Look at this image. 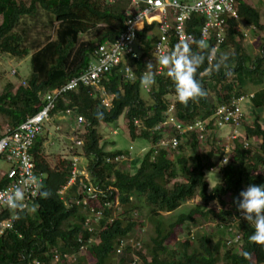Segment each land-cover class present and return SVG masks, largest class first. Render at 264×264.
I'll list each match as a JSON object with an SVG mask.
<instances>
[{
    "label": "trees",
    "instance_id": "16d2710c",
    "mask_svg": "<svg viewBox=\"0 0 264 264\" xmlns=\"http://www.w3.org/2000/svg\"><path fill=\"white\" fill-rule=\"evenodd\" d=\"M127 5L128 0H0V54L27 56L30 49L24 44L23 35L15 30L16 26L23 17H37L39 8L52 16L50 33L46 34L44 42L31 43V72L23 81L25 84L15 86L7 81L2 87L0 116L5 120V127L15 128L39 112L45 93L65 85L89 65L97 43L117 40L132 12L128 13ZM237 13L238 20H229L225 41L212 63L206 58L198 71L213 67L229 45L233 46L234 53L227 56L219 71L213 67L211 73L203 77L201 83L207 95L197 102L180 103L167 73L156 75L155 85L144 89L151 99L149 102L141 95V77L147 69L144 58L150 56L151 40L147 39V32L155 30V25L145 22L137 32L145 49L141 58L134 60L133 78L124 75L123 64H120L101 79L100 86L106 95L113 97L111 107H106L97 95L94 96L97 89L92 86L81 85L57 98L51 115L57 117L69 109L71 115L84 119L81 125H85L87 131L84 135L74 134L83 137L80 149L88 158L86 170L90 180L77 176L62 198L60 191L70 176L71 160L59 154V159L51 165L44 147L48 133L41 132L30 153L36 170L45 174L39 183L42 187L38 186L35 204L19 213L15 230L0 238V264H58L59 261L53 262L56 252L61 264H110V257L115 259L111 264L139 261V264H264V245L250 241L254 225L243 219L236 203L240 192L249 185H264V172H260L264 166V122L260 123V115L255 110L261 108L264 115V36L259 54L252 57L237 43L240 34L236 27L241 22L264 32V25L260 24L258 10L247 0H237ZM201 25L202 18L193 16L187 31L194 36L192 51H201L207 57L214 40L206 41V50L197 47ZM24 31H28V26ZM89 31L93 32L92 38L81 41L80 37ZM245 82L251 85L244 87ZM245 93L256 114L252 124L243 125L242 122L243 128L234 141L229 161L220 170L221 181L209 190L206 170L215 166V155L221 156V143L214 138L212 149L202 153L199 146L203 140L196 131H190L176 149L163 148L159 141L170 131L161 125L170 102L168 96H176L173 114L177 120L185 122L205 119L219 103ZM123 114L130 137L133 140L145 138L151 144L135 173L131 172V167H123L127 165L126 160L106 161L117 155L129 157V151H106L99 144L97 126L101 122L113 123ZM2 130L0 124V132ZM254 137L261 140L259 145L251 144ZM245 141H248L247 146ZM168 150L176 153L174 160L169 158ZM181 176L184 180H178ZM6 182L3 179L0 186ZM80 183L84 184L83 192L77 191ZM87 183L95 190L87 196L84 209L74 204L66 206L65 200L86 197ZM45 191L50 195L43 196ZM195 196L199 197V204L163 225L161 213H172ZM140 203L149 207L155 230L146 248L135 235L137 226H144ZM211 203L217 206L212 208ZM32 208L35 212H31ZM91 209L93 213L89 212ZM95 212H101V216L95 219ZM200 220L211 222L215 233L210 235L202 230L194 234L190 226ZM178 230L186 232V238L176 241L175 250L168 242L177 240L175 232ZM224 235L231 239H224ZM236 236L241 237L242 244L233 242ZM132 240L139 244L138 247ZM123 241L133 245L118 254ZM80 245L85 246L84 249H79ZM64 254L70 255V261Z\"/></svg>",
    "mask_w": 264,
    "mask_h": 264
},
{
    "label": "built area",
    "instance_id": "2783aa9c",
    "mask_svg": "<svg viewBox=\"0 0 264 264\" xmlns=\"http://www.w3.org/2000/svg\"><path fill=\"white\" fill-rule=\"evenodd\" d=\"M114 2L115 0H110ZM132 4L136 5L138 10L136 13L131 12L128 20L125 23V30L121 33L119 38L114 42L97 43L93 51V59L89 65L79 74L71 77L65 85L54 88L43 95V108L26 118L21 124L15 128L5 127L0 132V160L4 161L7 166L5 171L0 170V181L6 179V184L0 186V238L10 230H15V224L18 220L19 213L25 211L30 205L35 204V200L39 196V189L37 185H29L25 187V205L21 209H13L7 203V196L11 195L12 191L17 187L24 185L22 181L28 179L29 176H36L38 178V185L43 180L45 174L36 170L35 164L32 160L30 150L35 142L36 137L41 132H47L46 124L53 121L56 115H51L52 110L56 107L57 98L75 90L79 86H92L97 89L94 96L99 97L101 102L106 107H111L113 97H108L104 88L100 86L102 77L106 72H111L112 69L123 64L122 71L127 78H133L136 63L134 62L141 58L144 53L145 44L137 38V32L140 31L142 22L149 26L155 25L154 31L147 32V39L151 40L149 45V57H145L147 63L151 62L153 69L157 74H162L167 69L159 65L157 56L164 53H170L175 49V46L183 39L188 42L191 47L193 45L194 36L187 31L188 22L193 16L202 18V25L199 27L198 35L200 40L208 41L210 38L214 40L213 49L218 51L220 46L225 41L226 31L229 20H237V0H130ZM133 6V5H131ZM160 10L159 19H148L150 15L157 14ZM213 61V60H212ZM209 63V61H208ZM212 63V62H211ZM210 64V63H209ZM146 71L143 72V75ZM13 74V72H11ZM24 83V82H23ZM25 84V83H24ZM102 88V89H101ZM145 90L149 87L144 86ZM244 95H233L227 101L216 105L213 113L205 119H195L193 121L177 120L173 112L175 110L174 102L170 101L166 109V117L161 122L169 129L168 136L159 141L163 148L176 149L178 144L183 140V136L190 132L196 131L201 140H205L208 134L213 135L217 143H221L222 154L219 157L215 155L213 160L214 167L210 170H221L225 165L224 161H229L231 150L234 147V140L239 137L240 126L244 121V113L241 109L240 101ZM69 115L70 110L67 109L63 114L57 116L63 119V115ZM75 123H70V127L77 126V129L84 123L82 116H74ZM137 122V121H136ZM229 126L230 132L225 138L218 136L217 131L222 126ZM160 125H157L159 127ZM60 128L57 125V129ZM79 132V130L77 131ZM71 139V138H69ZM261 140L254 137L251 144L259 145ZM84 140L82 137L75 135L68 144V149L71 153V169L70 176L66 184L62 187L60 193L65 194V191L70 187L77 176H83L85 180L84 169L78 170L76 157L78 156V148L82 147ZM248 141H245V146ZM79 152V151H78ZM125 154L117 155L114 158L108 157L106 161L122 162L126 160ZM228 163V162H227ZM264 169V166L261 169ZM84 189L86 197L71 198L70 202L65 200V205L74 204L75 206H82L84 209L86 205L87 196L91 191H94L92 185L87 183ZM84 184L80 183L77 187L78 192H83ZM93 213V210H89ZM94 217H100L101 212H95ZM88 221H85V224ZM90 231V228H88ZM233 242L242 244L240 236L233 238ZM133 245L129 241H123L121 247L118 249V254H122L124 249ZM85 246L80 245L79 249ZM78 249V250H79ZM66 260L70 257L69 254H64ZM59 255L56 252L53 261H58Z\"/></svg>",
    "mask_w": 264,
    "mask_h": 264
},
{
    "label": "rangeland",
    "instance_id": "374dc122",
    "mask_svg": "<svg viewBox=\"0 0 264 264\" xmlns=\"http://www.w3.org/2000/svg\"><path fill=\"white\" fill-rule=\"evenodd\" d=\"M249 4L253 7H255L259 14H260V24L264 25V0H247ZM129 5L128 7V13L132 12L136 13L138 8L136 5L132 4L130 0H128ZM133 5V6H131ZM52 19V16L47 12V10L39 8L37 17L35 18H29V17H23L18 25L16 26L15 30L19 31L23 35V42L24 44L29 47L30 52L27 56L23 57H15V56H10L8 54L2 53L0 54V92L2 90V87L5 82L9 81L13 85L17 86L19 84H24L23 81L29 76L31 72V67H30V53L33 51V48L31 46L32 42L35 43H40L44 42L45 36L47 33H50V21ZM148 19H158L156 16H150ZM238 20V19H237ZM101 25V24H100ZM28 26V31H24V28ZM24 31V32H22ZM236 31L240 36L238 35L236 38L237 43L244 49L243 51L247 52L250 54L252 57L256 56L260 52V44H261V39L264 36V32L255 28L254 26H245L243 23L239 22V24L236 27ZM93 32L89 31L85 34H83L80 38L82 40H89L92 38ZM221 48V47H220ZM219 48V49H220ZM213 49V48H212ZM218 49V51H219ZM216 51V53L218 52ZM234 53V48L232 45H229L226 50L222 51L221 54L223 56H228L229 54ZM216 55V54H215ZM145 60V58H144ZM214 60V59H213ZM146 64L147 61L145 60ZM146 72L148 71V68L145 70ZM152 71L154 69L152 68ZM13 72V74H11ZM156 73V72H155ZM167 73V71L163 72L162 74ZM162 74H157L156 75H162ZM248 85L245 82L244 87H248ZM102 89V88H101ZM212 91V88H210ZM141 95L143 96L144 99L149 102L151 99H149V95L146 94L144 91V86L141 84ZM244 98L241 99L240 105L241 109L244 113V122L243 125H249L252 124L253 117L257 113L260 115V123L263 124V111L261 108H257L256 113H254L251 108L249 107V97L245 94ZM110 97V95H107ZM169 101L174 102L176 100L175 95H169L168 96ZM250 108V109H249ZM253 108V107H252ZM75 117L71 114L69 115H63V119L56 117L53 119L52 122L46 124V130H48V137L44 142V147H45V152H46V159L48 162L53 165L56 163V161L59 159V154H62V158L64 157H69L71 156V153L68 149V144L70 143V140L75 136L74 132L76 133L78 130L74 129L77 128V126H74L71 128L70 123H75ZM0 124L1 126L5 127V120L0 116ZM57 125L60 127L57 129ZM243 125L241 123L240 126V131L243 128ZM85 125H81V128L79 130V134L84 135V133L87 131V129L84 127ZM97 131L100 135V142L99 144L103 146L104 150L106 151H116V150H125L129 151L130 156L127 157L126 162L127 165H123V167H127L130 169L131 167V172L135 173L138 168L140 167V162L143 157V154L149 149L151 146L150 142L145 139L138 137L135 140H133L130 135H129V130H128V123L127 120L125 119V115H121V117L113 122V123H104L101 122L97 126ZM230 132V127L227 125L222 126L218 129L217 133L218 136L224 135V134H229ZM240 133V132H239ZM71 138V139H69ZM214 139L213 135L208 134V140H203V144L199 146V151L202 153H206L210 149H212V140ZM83 140V137H82ZM216 140V139H215ZM79 151V152H78ZM78 156L76 157V163H77V168L84 169V174L87 180H90L89 172L87 169L88 167V158L84 156L82 149L78 148ZM169 151V150H168ZM176 153H172L169 151L168 156L172 160L175 159ZM61 156V155H60ZM58 158V159H57ZM130 160V161H129ZM7 169L6 164L4 161L0 160V170L5 171ZM260 172H264V169H260ZM206 177L208 181V187L209 190L217 183L221 181V173L219 170H206ZM178 180H184V178L181 176L179 177ZM200 200L199 197L195 196L193 199L187 200L186 203L182 204L180 208L175 210L172 213H161V218L163 220V225H167L170 221H173L179 214L185 213L189 210L190 207H194L195 205L199 204ZM210 206L213 208L216 207L217 205L215 203H211ZM141 207V216L143 220V225L142 227L137 226L136 228V237H138L139 242L141 241V245H144L146 248V244L150 242L151 237H153L155 234L153 222L150 220L152 219L149 214V207L145 203H140ZM34 209V208H32ZM31 209V212H35ZM190 230L196 234L197 232L201 233L202 230H206V234H213L212 230V225L211 222L207 220H200L197 223H193L190 226ZM186 232H181V230H178L175 232L176 239L173 241H169V247L172 249L177 250L176 246V241H182L183 239L186 238ZM224 239H231L228 237V235L223 236ZM132 242L135 244L134 240ZM139 244H135L134 246L138 247ZM84 249V248H83ZM145 250V249H144ZM116 260L119 261V258ZM58 264H61L62 261L58 260ZM70 261V259H69ZM115 261L114 258L110 257V260H108V263L111 264V262ZM57 262V261H53ZM61 262V263H60ZM140 262V261H139ZM139 262L135 264H139ZM120 264V263H119ZM122 264V263H121ZM127 264V263H125Z\"/></svg>",
    "mask_w": 264,
    "mask_h": 264
},
{
    "label": "clouds",
    "instance_id": "9594fccd",
    "mask_svg": "<svg viewBox=\"0 0 264 264\" xmlns=\"http://www.w3.org/2000/svg\"><path fill=\"white\" fill-rule=\"evenodd\" d=\"M197 47L201 50L208 49V44L201 39L196 42ZM216 54V50L212 49L207 57L201 51L193 52L191 45L181 39L170 53H164L157 56L159 65L167 69L168 77L173 81L175 93L180 103L187 105L190 101L197 102L200 98L207 95L206 90L201 83L204 76L209 75L213 70L219 71L227 57L221 55L217 63L203 72L198 71L207 58L211 64ZM148 71L141 77L142 86L151 87L156 83V73L152 71L153 65L147 63ZM199 76V79L197 78ZM227 159L224 163L227 164ZM24 187L17 186L7 196V203L13 209L23 210L26 205L25 187L29 185H38L36 176H29L27 180L21 182ZM47 197L48 192H42ZM236 203L238 210L242 213L243 219L254 225V234L249 237L250 241L264 245V185H249L245 190L241 191ZM34 211V209H32Z\"/></svg>",
    "mask_w": 264,
    "mask_h": 264
},
{
    "label": "bare ground",
    "instance_id": "6f19581e",
    "mask_svg": "<svg viewBox=\"0 0 264 264\" xmlns=\"http://www.w3.org/2000/svg\"><path fill=\"white\" fill-rule=\"evenodd\" d=\"M159 14H160V10H158L157 14L150 15V16H151V17H152V16H156V17L159 19V17H160V15H159ZM150 16H149V17H150ZM234 141H235V140H234Z\"/></svg>",
    "mask_w": 264,
    "mask_h": 264
},
{
    "label": "crops",
    "instance_id": "0c3cea01",
    "mask_svg": "<svg viewBox=\"0 0 264 264\" xmlns=\"http://www.w3.org/2000/svg\"><path fill=\"white\" fill-rule=\"evenodd\" d=\"M248 105H249V107H250L251 110H252V105H251V103H249ZM250 108H249V109H250ZM228 127H229V126H228ZM216 133H217V132H216ZM217 135H218V133H217ZM226 135H227V134L221 135V137L225 138Z\"/></svg>",
    "mask_w": 264,
    "mask_h": 264
}]
</instances>
